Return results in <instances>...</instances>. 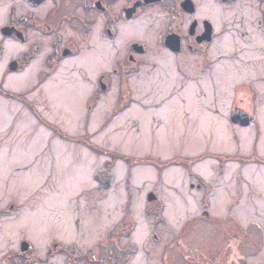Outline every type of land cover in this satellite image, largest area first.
<instances>
[{
    "label": "rangeland",
    "instance_id": "obj_1",
    "mask_svg": "<svg viewBox=\"0 0 264 264\" xmlns=\"http://www.w3.org/2000/svg\"><path fill=\"white\" fill-rule=\"evenodd\" d=\"M7 1L0 0V24L5 22ZM12 3L17 7V2ZM254 4L260 9L256 0ZM17 10L21 12V9ZM207 14L210 13L202 15ZM221 20L219 26L224 22L229 26L224 17ZM22 51L24 49L18 47L0 57V73L6 68L9 56ZM157 51L148 55L149 60L153 59L150 62L158 64L156 68H159L152 72L153 84L140 93L149 94V103H155L185 82L175 74L172 57L168 56L167 63H157L163 57ZM47 52L45 50L44 54ZM254 53L244 52L251 65L257 55ZM194 59L196 64L184 68L191 77L200 70V59ZM69 64L52 78L51 83L58 87L56 90L48 85L46 89H31L36 80L32 69L27 75L0 79L4 92L11 94V97L0 95V201L14 199L24 212L15 224L10 223L9 218L0 222V233L7 232L11 236L2 244L3 235H0V255L15 244L16 229H23L24 225L29 228L39 225L42 229L33 232L31 227L30 235L43 255L53 236L76 239L84 249L97 251L96 242L104 240L124 214L123 224L133 228L132 238L129 240L127 236L124 241L138 243V253L132 256L134 262L160 264L164 247L184 227V231L192 235L188 243L198 245L203 264H213L217 260L219 264H229L225 262L229 256L223 234H234L243 242V228L249 221L247 202L252 197L259 203L264 195V164L260 160L257 163L250 161L254 153V124L245 128L233 126L231 119L227 120L231 86L243 79L234 75L225 89L215 92L208 86L197 89L192 85L195 83L189 82L187 85L191 83L197 108L193 111L190 103L182 105L181 97L186 99L187 95L180 91L181 94L172 100L175 101L172 106L174 116L180 125L173 122L174 127L170 128V124H165L152 136L151 131L155 128L152 122L145 121L142 136L136 135L131 125L134 117L143 118L139 110L117 116L108 124L104 122L111 117L115 107L109 97L100 101L91 119L86 117L85 103L95 89L89 79L93 83L99 70L92 74L86 68L80 70L77 62ZM39 69L43 70L42 64ZM71 79L77 80L78 85L87 84L85 93L76 95L77 90L69 83ZM256 87L261 88L260 93L264 92V82ZM214 93L217 106L212 105ZM258 112L264 129V104L259 106ZM55 128L63 135L57 134ZM164 128H168L167 135ZM234 136L239 139L238 143ZM261 137L258 151L264 158V134ZM75 139L83 142L86 139L97 148L133 159H150L153 164H135L133 161L127 164L111 155L92 151ZM201 184L200 189L194 188ZM149 194L155 195L156 202L147 200ZM135 199H138L137 207ZM204 200L210 220L201 216ZM226 215L235 219L239 228L217 222V217ZM75 223L81 225L80 233H74ZM94 225L96 230L88 231ZM63 226L68 230L61 231L59 228ZM153 228L160 238L155 243L151 238ZM138 230H141L139 236ZM239 250L244 255L243 246ZM231 254L238 258L233 250ZM168 257L170 262L185 264L180 254L169 253ZM49 264H62V261L55 259Z\"/></svg>",
    "mask_w": 264,
    "mask_h": 264
},
{
    "label": "flooded vegetation",
    "instance_id": "obj_2",
    "mask_svg": "<svg viewBox=\"0 0 264 264\" xmlns=\"http://www.w3.org/2000/svg\"><path fill=\"white\" fill-rule=\"evenodd\" d=\"M14 1L17 2V7L12 3ZM7 2L9 5L5 11V22L0 24V57L18 47L23 48L24 51L9 56L6 68L0 73L1 80L7 76L27 75L32 69V75L36 80L30 88L46 89L47 85L50 87V84H54L51 83L52 78L57 77L61 68L69 62H77L80 70L86 68L88 73L92 74L98 69L99 72L95 75L93 83L89 79V84L95 89L91 91L85 103L86 117L92 118L100 101L106 96L113 99L115 104L111 117L104 121L106 124L133 108L131 111L139 110L143 117L136 116L131 120L133 132L144 136L142 127L144 122L148 121L150 124L152 122L155 128L151 131V135L155 136L156 131H160L165 124H170V128L174 127L173 122L180 125L172 107L175 105V101L172 100L176 95L181 94L180 91L185 93L184 96L187 95L186 99L181 97V104L190 103L193 111L197 108L191 83L187 85L189 82L195 83L192 85L197 89L203 90L208 86L215 92L216 89L220 91L225 89L227 82L237 75L243 80L231 86L227 120L230 121L235 115L236 120L240 123L247 120V124L231 122L233 126L248 128L254 124L252 135L254 153L250 156V161L257 163L260 160L264 164L261 151H258L260 137L264 134L258 112L259 106L264 104V92L260 93L258 90L261 88L256 87L264 82V69H262L264 67V9H262L264 1L256 0L260 9L254 4L255 0H9ZM17 9H21V12ZM205 12L210 14L202 15ZM221 17L226 19L229 26L225 22L219 26ZM233 32L236 34L234 35ZM259 42L262 44L259 45ZM45 50H48L46 54H44ZM155 51L162 54L159 56H163L160 57L162 62L160 60L157 62L160 65L169 62L168 56L174 59L175 74L185 82L155 103H149V94L140 95V93L148 89L149 85L152 86V72L159 69L156 68L158 64L151 63L153 59L149 60L148 56L150 53L156 54ZM245 51L250 54L257 53L258 56L254 53L255 60L252 65L247 61L248 59L246 60ZM194 57L200 59V70L191 77L184 68L185 65L196 64ZM83 59L86 61L81 62ZM38 61L39 64L35 65ZM40 64L42 71L39 69ZM69 83L76 90L80 87L81 94L87 89V84L78 85L75 79H71ZM0 88L3 89L1 84ZM189 89L192 91L191 94H187ZM201 96L206 97V94L201 93ZM217 103L214 93L212 105L217 106ZM184 113L187 112L184 110ZM167 129H163L165 135ZM175 129L178 132V128ZM234 141L238 143L239 139L234 136ZM202 185L194 188L200 189ZM153 196L155 197L154 194ZM155 200L156 197L151 202H156ZM202 203L204 209H201V216L210 220L209 213L206 212V200ZM247 205L249 221L243 228L244 241L242 242L234 234H223V239L226 241L224 246L228 247L227 256H229L225 258V262L229 264H264V195L259 203L251 197ZM21 208L14 199L0 201V222L9 218L10 223H17L16 221H20L24 213ZM123 216L124 214L119 223L108 231L104 240L96 242L97 251L92 248L84 249L76 239L65 240L53 236L43 255L37 242L30 235L31 227V231L36 232L33 226L29 228L24 225L23 229H16L18 237L15 242L13 241L15 244L7 247L0 255V264H49L55 259L61 260L62 264H134L132 256L138 253V243L124 241L127 236L129 240L132 238L133 228L123 224ZM216 219L222 225L239 228L238 222L229 215ZM80 226L74 224V233L81 232ZM153 229L155 231H151V238L155 243L160 238L156 229ZM184 229L183 227L180 234L164 247L159 258L160 264H178L168 260L169 253L180 254L181 261L185 264H203L198 245L193 242L188 243L192 235ZM60 230L68 229L67 226H63ZM95 230V225L88 228V231ZM0 235H3V240L0 239L2 244L11 238L7 232H2ZM235 238L238 239V244L233 241ZM201 242L202 240L198 241ZM242 246L244 255L239 250ZM232 250L238 258H234L231 254ZM213 264H219L218 260Z\"/></svg>",
    "mask_w": 264,
    "mask_h": 264
},
{
    "label": "trees",
    "instance_id": "obj_3",
    "mask_svg": "<svg viewBox=\"0 0 264 264\" xmlns=\"http://www.w3.org/2000/svg\"><path fill=\"white\" fill-rule=\"evenodd\" d=\"M0 95H3V97L5 96V97H11V94L10 93H5L4 92V90L3 89H1L0 88ZM21 97V96H20ZM20 100L21 101H24L25 99L24 98H20ZM25 102V101H24ZM32 110V109H31ZM40 117V116H39ZM55 132L57 133V134H61V135H63L62 133H60L56 128H55ZM76 141H78L79 140V142H83V141H81V139H75ZM83 143H85V145L90 149V150H92V151H95V152H97V153H100L101 155H106V156H112L113 157V159H117V160H122V161H124V162H126L127 164H130L131 163V161H133V163H135V164H144V165H148V164H153V161H151L150 159H133V158H131V157H127V156H124V155H121V154H117V153H114V152H108V151H106V150H102V149H100V148H97V147H95V146H93L91 143H89V141L88 140H86L85 139V141L83 142ZM186 163H188V162H186ZM185 163V164H186ZM187 165V164H186ZM236 244H238V239H234L233 240Z\"/></svg>",
    "mask_w": 264,
    "mask_h": 264
},
{
    "label": "bare ground",
    "instance_id": "obj_4",
    "mask_svg": "<svg viewBox=\"0 0 264 264\" xmlns=\"http://www.w3.org/2000/svg\"><path fill=\"white\" fill-rule=\"evenodd\" d=\"M215 15H216V12H215ZM0 16H1V10H0ZM217 16H218V12H217ZM124 31H125V30H124ZM85 61H86V59H83L81 62H85ZM190 61L192 62V60H190ZM39 62H40V61L36 62L35 65H38ZM50 89H55V90H56V89H58V87H56L55 85L50 84ZM77 90H79V91L76 92V95H77V94L80 95V94H81V93H80L81 88L79 87V89H77ZM191 92H192V91L189 89V90L187 91V94H191ZM132 109H133V108H131L130 111H131ZM58 116H59V114H58ZM123 116H124V115H123ZM194 133H197V131L194 130ZM218 141L221 142V143H222V141H223L222 138H221L220 136H218ZM218 144H220V143H218ZM135 200H136V207H137V205H138V199H135ZM173 212H174V211H173ZM36 226H37V227H34V231H37V230H40V229H41L39 225H36ZM140 228H142V226H141ZM60 229H62V228H60ZM140 231H141V230H138V232L136 233V234H138V236L140 235ZM135 232H136V231H135ZM134 264H141V263H140L139 260H136V261L134 262Z\"/></svg>",
    "mask_w": 264,
    "mask_h": 264
},
{
    "label": "water",
    "instance_id": "obj_5",
    "mask_svg": "<svg viewBox=\"0 0 264 264\" xmlns=\"http://www.w3.org/2000/svg\"><path fill=\"white\" fill-rule=\"evenodd\" d=\"M234 116H235V115H234ZM234 116H232V118H231L232 122H233V123H240L238 120H236V119L234 118ZM240 124H242V125L247 124V120L244 121L243 123H240ZM154 199H155V197H154L152 194H149V195L147 196V200H148V201H153Z\"/></svg>",
    "mask_w": 264,
    "mask_h": 264
}]
</instances>
